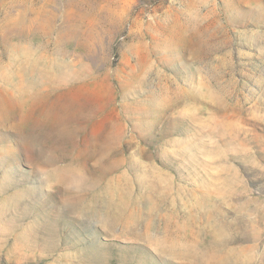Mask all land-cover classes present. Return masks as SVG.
I'll list each match as a JSON object with an SVG mask.
<instances>
[{
  "label": "rangeland",
  "instance_id": "rangeland-1",
  "mask_svg": "<svg viewBox=\"0 0 264 264\" xmlns=\"http://www.w3.org/2000/svg\"><path fill=\"white\" fill-rule=\"evenodd\" d=\"M0 264H264V0H0Z\"/></svg>",
  "mask_w": 264,
  "mask_h": 264
}]
</instances>
